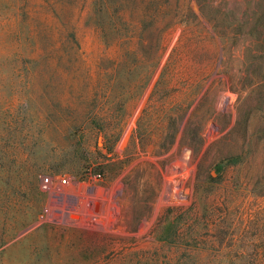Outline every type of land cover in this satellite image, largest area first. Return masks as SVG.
Returning a JSON list of instances; mask_svg holds the SVG:
<instances>
[{"label":"rangeland","instance_id":"1","mask_svg":"<svg viewBox=\"0 0 264 264\" xmlns=\"http://www.w3.org/2000/svg\"><path fill=\"white\" fill-rule=\"evenodd\" d=\"M262 258L264 0H0V264Z\"/></svg>","mask_w":264,"mask_h":264},{"label":"built area","instance_id":"2","mask_svg":"<svg viewBox=\"0 0 264 264\" xmlns=\"http://www.w3.org/2000/svg\"><path fill=\"white\" fill-rule=\"evenodd\" d=\"M53 178L52 177H43L40 181V188L44 192L51 191L53 186ZM58 187H65L67 185L66 178H56Z\"/></svg>","mask_w":264,"mask_h":264},{"label":"trees","instance_id":"3","mask_svg":"<svg viewBox=\"0 0 264 264\" xmlns=\"http://www.w3.org/2000/svg\"><path fill=\"white\" fill-rule=\"evenodd\" d=\"M31 22H33V17L31 18ZM32 34V33H31ZM263 264H264V258H262Z\"/></svg>","mask_w":264,"mask_h":264}]
</instances>
